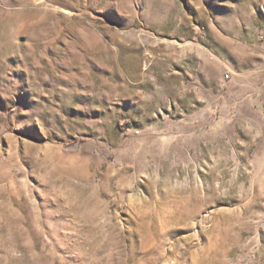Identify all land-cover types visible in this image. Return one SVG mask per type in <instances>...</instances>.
<instances>
[{
  "label": "rangeland",
  "instance_id": "374dc122",
  "mask_svg": "<svg viewBox=\"0 0 264 264\" xmlns=\"http://www.w3.org/2000/svg\"><path fill=\"white\" fill-rule=\"evenodd\" d=\"M0 264H264V0H0Z\"/></svg>",
  "mask_w": 264,
  "mask_h": 264
},
{
  "label": "built area",
  "instance_id": "2783aa9c",
  "mask_svg": "<svg viewBox=\"0 0 264 264\" xmlns=\"http://www.w3.org/2000/svg\"><path fill=\"white\" fill-rule=\"evenodd\" d=\"M226 78H229V75H227Z\"/></svg>",
  "mask_w": 264,
  "mask_h": 264
}]
</instances>
